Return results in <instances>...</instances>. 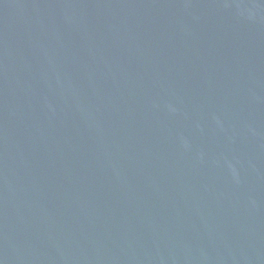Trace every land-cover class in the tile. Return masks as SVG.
<instances>
[{
    "label": "water",
    "instance_id": "obj_1",
    "mask_svg": "<svg viewBox=\"0 0 264 264\" xmlns=\"http://www.w3.org/2000/svg\"><path fill=\"white\" fill-rule=\"evenodd\" d=\"M0 264H264V0H0Z\"/></svg>",
    "mask_w": 264,
    "mask_h": 264
}]
</instances>
